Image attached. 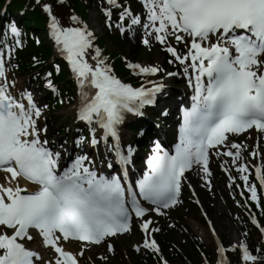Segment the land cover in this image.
<instances>
[{"label": "snow or ice", "instance_id": "obj_1", "mask_svg": "<svg viewBox=\"0 0 264 264\" xmlns=\"http://www.w3.org/2000/svg\"><path fill=\"white\" fill-rule=\"evenodd\" d=\"M64 2L58 0L61 5ZM36 3L47 14L49 36L77 86L74 120L88 127L90 138L76 139L80 152L74 158L68 153L65 159L67 150L63 146L57 149L47 138L46 122L41 125L49 105L39 104L27 89L14 91L16 81L9 79L8 72L14 50L23 43V33L16 22H9L0 32L14 41L0 42V172L6 174L7 181V186L0 183V264H80L85 250L93 245L106 244L107 251L114 253L111 241L131 233L134 218L142 233L134 251L157 255L161 264H169L156 239L163 229L154 217H168L170 210L183 203L184 182L193 187L188 172H195L211 188L213 155L230 158L250 193L249 199L261 207L257 184L249 182V164L246 158L241 162L247 145L233 137L253 129L264 134V0H142L139 14L130 3L106 0V26H115L121 34L142 26L144 45L151 47L154 40L170 54V64L183 66V73L167 75L187 76L193 90L191 106L181 109L174 149L155 142L146 170L134 182L129 166L134 164L136 148L132 143L122 146L121 125L127 114L143 116L146 106L158 105L164 84L149 80L151 87H135L123 81L95 43V33L86 22L73 13L65 26L53 3ZM113 8L121 9L115 25ZM181 43L186 52L178 49ZM127 67L137 76L162 71L156 65L133 62H127ZM46 88L59 97V103H65L51 71L46 74ZM138 135L143 137L147 132L142 129ZM86 140L97 149L103 142L111 158L98 163L83 151ZM250 155L264 158L259 141ZM228 164L229 160L221 164L226 172ZM117 165L119 173L106 174V169L115 172ZM253 167L256 180L264 187V163ZM21 179L27 184L21 185ZM229 180L234 178L230 175ZM195 202L201 204L198 198ZM261 212L264 214V208ZM203 215L216 238L218 264H230L228 252L238 255L239 264H264V247L250 248L247 231L244 240L226 247L214 221L206 211ZM250 221L264 234V224L251 212ZM33 231L41 247L53 252L48 260L40 250L27 246L35 239ZM69 241L81 242L80 250H68L65 244ZM98 258L108 264V256Z\"/></svg>", "mask_w": 264, "mask_h": 264}, {"label": "rangeland", "instance_id": "obj_2", "mask_svg": "<svg viewBox=\"0 0 264 264\" xmlns=\"http://www.w3.org/2000/svg\"><path fill=\"white\" fill-rule=\"evenodd\" d=\"M142 2V0H140ZM137 2V0H136ZM134 5L133 2H129ZM106 2L104 0H99L97 2V6L100 9H103L106 6ZM134 7V6H133ZM138 10V6H135V11ZM2 15V14H1ZM9 21L11 17L7 18ZM89 26V29L95 33L96 38H99L103 41L105 47L107 48L108 53H117L127 65V62L140 63L142 65H156L159 66L162 71L158 72L156 75L149 76L148 79H154L152 81L164 83V85L170 89H179L177 86L178 83L181 82L183 75H178L175 77H169L167 72H180L183 73V67L181 68L179 63L166 64L162 58L168 53L162 49L157 43H152V46H146L142 43V39L144 34L142 32L141 35H137V38L131 37L129 33L121 34L120 31L116 27L108 28L106 25H102V20L100 21L96 17V12L92 9L89 10V19L86 22ZM109 33L107 34V32ZM120 38L118 42L113 41L112 38ZM111 37V38H109ZM42 38L44 42H48V38L46 35H43ZM175 43V41H173ZM178 49L181 52H186V48L184 44L177 45ZM170 58H172L170 56ZM176 66V67H175ZM180 71H179V69ZM177 69V70H176ZM17 80L24 81L26 79L21 78L20 75L14 74ZM28 85H31V88H34L33 79H28ZM72 107H60L58 110H54L53 112H49L46 110L44 112V116L42 118H46L48 130H51V138L59 139L58 145L63 146L64 137H57L59 130L62 128L66 132H69L73 126L75 125L74 117L72 116ZM89 136V133H86ZM130 140V134L127 136ZM255 138L244 137L240 139H235L236 142H244L246 145L248 141H250V147L244 151L246 157L250 160L261 161L264 163V158L260 155H257L255 158H252L250 152L253 150V142ZM132 141V140H131ZM69 150V147L65 149ZM152 147H149L144 154L146 156L151 154ZM263 151V150H262ZM93 157V156H91ZM94 158V157H93ZM243 162V161H241ZM232 169H236L232 166ZM211 188L207 186L205 180L201 179L200 184L198 185V194L203 206L204 211L207 212L208 217H210L215 225L216 230L219 233V237L226 238L228 247L232 244L237 243L240 240H243L241 236V221L244 217L241 208L237 205L235 194V187H228L226 185L225 179L221 176L218 171V168L215 164V168L213 170V175L210 177ZM197 181H192V183L196 186ZM183 203L176 207V212L173 214H169L168 217H157L155 218L158 223L157 226L161 227L163 231L172 232L173 243L170 245L167 255L169 264H205V261L208 264H218L215 244L212 240V236L208 231V226L202 223L201 215L198 209L194 206L192 202V198L189 195H184L181 197ZM239 217V219H237ZM175 224V227L170 228V224ZM192 229L199 231V236H203L205 234L208 239H210L212 245L211 247H207L204 242L200 238H198L199 250H198V258L193 256L190 257L185 255L186 243L184 241V232H190L197 237L196 234L193 233ZM198 236V237H199ZM197 239V238H196ZM251 242L256 243L259 240L258 235L253 234L250 238ZM142 240V234L137 231L133 235L128 237H122L118 240L119 245L116 247V254L108 252L105 248L95 249V250H85V256L81 258V264H91V261H95V264H102V261L98 258L101 255L108 256V264H157V263H148L143 259L133 258L136 256L132 252L133 245L140 242ZM102 247V246H101ZM40 241H36L32 249L40 250L45 260H48L53 256V252L50 250H45L42 248L41 250ZM99 248V247H98ZM80 248L75 249V252H78ZM205 254L206 258H203L202 254ZM112 254V255H111ZM96 256L95 259L93 257ZM201 258V259H200ZM150 260V259H149ZM230 264H239V258L236 253H232L230 257Z\"/></svg>", "mask_w": 264, "mask_h": 264}, {"label": "trees", "instance_id": "obj_3", "mask_svg": "<svg viewBox=\"0 0 264 264\" xmlns=\"http://www.w3.org/2000/svg\"><path fill=\"white\" fill-rule=\"evenodd\" d=\"M46 2H51V1L46 0ZM51 3H53L55 14L57 15V17L61 20L62 24L64 25H68L70 23L69 16L73 13L78 16H81L82 18H85L84 6L80 0H67L62 5L55 1H52ZM14 5L17 9L23 8L25 10H28L29 14H31L32 16L38 15L40 19H42L43 22L48 20L47 14L43 11L42 7L31 0L15 1ZM33 19L37 23V20L35 18ZM40 46H41L40 43L37 46L36 44H34V42H31L29 39L25 40V43H23V46L21 49L22 51H18L19 52L18 56L21 61L22 69H25L28 66H30L29 63L35 61V59L38 58L39 56L38 51L40 52V54L42 53V49ZM115 66L118 67L117 68L118 72H123L120 66V62L119 63L115 62ZM122 75L126 77L127 73L123 72ZM130 80L134 81L135 80L134 76H131ZM245 225L250 230L249 225L247 223H245Z\"/></svg>", "mask_w": 264, "mask_h": 264}, {"label": "bare ground", "instance_id": "obj_4", "mask_svg": "<svg viewBox=\"0 0 264 264\" xmlns=\"http://www.w3.org/2000/svg\"><path fill=\"white\" fill-rule=\"evenodd\" d=\"M153 42H155L154 40H153ZM152 42V43H153ZM167 91L165 90V89H163V91H162V93L159 95V97H158V99H159V101H160V105H164V104H168L169 106H170V115H173V114H175V112H176V110H177V108H178V104H180V103H183L182 102V98H181V96H180V94L179 93H177L175 90H173V91H169V94L168 93H166ZM168 94V95H167ZM170 96V97H169ZM170 100V101H169ZM73 113H74V111H73ZM173 117V116H172ZM128 126V125H127ZM134 125H130L129 127H133ZM126 128V127H125ZM125 128H122V132H124L125 130ZM125 140H123V139H121V144H122V146L123 147H125V142H124ZM65 159H66V157H65ZM64 161L62 160V162L61 163H63ZM199 177L197 176V174H195V179H198ZM20 184L21 185H26L25 183H21L20 182ZM5 186H7V184H5ZM192 231L197 235V236H199V231H198V229H196V230H194V229H192ZM203 242H204V244L207 246V247H211V245H212V243H211V241H210V239H208V237L205 235V234H203ZM65 246H68V247H70L71 246V244L70 243H66L65 244ZM68 250H70L69 248H67Z\"/></svg>", "mask_w": 264, "mask_h": 264}]
</instances>
